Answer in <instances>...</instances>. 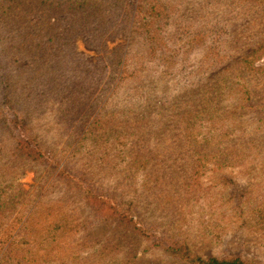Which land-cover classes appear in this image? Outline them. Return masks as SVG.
<instances>
[{
    "label": "trees",
    "instance_id": "16d2710c",
    "mask_svg": "<svg viewBox=\"0 0 264 264\" xmlns=\"http://www.w3.org/2000/svg\"><path fill=\"white\" fill-rule=\"evenodd\" d=\"M230 1L243 13L264 5V0ZM106 4L0 0V59L16 54L13 63H27L15 73L0 72V264H134L135 255H123L107 240L88 242L84 227L96 223L114 226L142 253L149 251L145 245L152 238L151 248L160 246L184 264H254L237 256L199 255L191 233L202 223L194 222L199 217L190 206L204 195L199 178L208 165H245L254 171L264 162L259 136L248 125L263 119L250 120L244 113L256 107L252 80L262 70L256 65L259 47L204 86L185 90L170 115L146 107L133 116H117L105 104L90 120L95 104L87 103L95 89L77 76L87 68L71 43L94 26L91 38L101 36L99 25L109 16ZM139 9L140 0L136 13ZM258 19L264 35V9ZM137 26L133 20L131 35ZM209 26L215 33L216 24ZM212 57L214 65L223 61L218 52ZM122 60L112 93L133 72L127 71L126 57ZM47 134L53 135L49 141ZM63 157L45 192L40 194L39 184L22 188L28 164H57ZM173 163L184 166L176 187L167 171ZM56 183L80 199L85 214L52 195Z\"/></svg>",
    "mask_w": 264,
    "mask_h": 264
},
{
    "label": "rangeland",
    "instance_id": "374dc122",
    "mask_svg": "<svg viewBox=\"0 0 264 264\" xmlns=\"http://www.w3.org/2000/svg\"><path fill=\"white\" fill-rule=\"evenodd\" d=\"M106 2L105 13L109 16L99 25L101 36L91 38L94 26L86 36L77 35L71 43L82 55L87 68L81 70V67L77 76L95 89L87 103L95 104L90 120L105 104L108 111L118 112L117 116H133L146 107L158 109L160 116L170 115V106L185 94V90L204 86L209 78L259 47L256 65L262 70L253 75L252 80V102L256 107L244 113L250 120L263 119L248 125L259 136L264 154V35L258 19L264 5L257 4L256 8L243 13L242 6L230 0H140L136 13L139 0H112L110 5ZM133 20L141 35L136 29L131 35ZM209 23L216 24L215 33L210 30ZM149 41L153 44L144 45ZM213 52L223 56L221 63L214 65ZM17 56L11 54L0 59V72L15 73L27 64L23 59L13 63ZM120 56L121 60L126 57L127 71L133 72L112 93L123 68ZM30 73L28 70L27 74ZM111 76L113 80L108 84ZM100 87H107V90L100 91ZM47 131L43 130L42 135ZM51 137L52 134H47L45 140ZM64 140L65 137L60 145ZM6 159L14 164L18 161L11 155ZM64 163L63 157L57 164H28L20 179L22 188L28 190L39 184L42 194ZM261 163L254 171L245 165L217 168L212 164L201 174L199 182L204 195L199 203L190 206L199 217L194 222L202 223L196 224V232L191 233L195 238L194 250L199 255L237 256L254 264H264V162ZM167 171L176 187L184 173L183 164H170ZM51 191L53 196L72 203L82 214L87 211L80 199L61 184L52 185ZM83 233L88 242L107 240L123 255H135L134 264H184L179 258L161 251L160 246L151 248L152 238L145 245L149 251L142 253L130 246L114 226L86 224Z\"/></svg>",
    "mask_w": 264,
    "mask_h": 264
}]
</instances>
